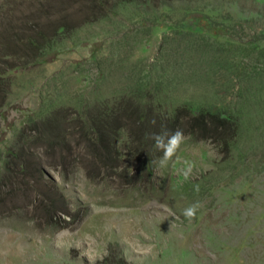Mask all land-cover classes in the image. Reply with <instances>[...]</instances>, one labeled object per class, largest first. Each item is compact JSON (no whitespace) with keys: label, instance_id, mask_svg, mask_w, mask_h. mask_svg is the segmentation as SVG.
<instances>
[{"label":"rangeland","instance_id":"1","mask_svg":"<svg viewBox=\"0 0 264 264\" xmlns=\"http://www.w3.org/2000/svg\"><path fill=\"white\" fill-rule=\"evenodd\" d=\"M61 1L0 0V169L19 130L50 111L69 114L76 147L75 112L111 95L134 100L127 91L157 83L160 113L187 103L238 115L240 127L227 145L184 135L152 175L136 169L127 126L112 174L82 149L66 166H49L67 158L65 149L40 157L41 176L33 158L31 184L6 202L13 214L0 215V264H264V0H104V17L77 25L91 2ZM195 15L197 26H182ZM63 18L76 26L48 44ZM34 25L44 37L36 46L25 39ZM56 190L69 220L87 213L70 230L39 208Z\"/></svg>","mask_w":264,"mask_h":264},{"label":"trees","instance_id":"2","mask_svg":"<svg viewBox=\"0 0 264 264\" xmlns=\"http://www.w3.org/2000/svg\"><path fill=\"white\" fill-rule=\"evenodd\" d=\"M73 1L82 2V0H62L61 2L71 4ZM103 1L89 0L92 5L91 3L88 5V8H90L89 13H87L88 16L82 21H77L76 25L104 17L107 11L100 7ZM132 1L136 0H118V3ZM200 18V15L184 17L182 26L195 27L198 25ZM67 21L63 18L57 22L54 27L58 28L50 33L47 39L48 44L53 39L67 32L66 30L69 29L66 27L76 26H69L70 23ZM38 27L34 25L27 28L29 33L25 39L26 42L33 46H36L37 37L44 38L43 32L37 31ZM21 28L24 29V27ZM14 64L11 63L10 66H14ZM158 86L157 83L152 92L149 87L143 90L140 89L137 92L127 91V96L132 95L131 97L134 100L129 98L123 101L124 98L121 97L126 96V94L111 95L112 97L110 98L94 101L82 114L75 112L76 117L75 119L71 117V120H74L75 125L78 127L76 133H78L79 140L76 147L70 143L71 133L67 131L69 114H66L63 109L52 110L44 117L32 121L30 126H23L17 133L16 144L8 148L2 159L0 169V215H12V210L14 211L15 209L11 206L10 209H4L6 202L13 200V197L16 196V191H25L27 186L31 184L27 170L30 168V161L33 158L38 159L40 162L39 158H42L45 154L53 156L56 154L57 156V150L62 151L65 149L67 158L63 156L60 161L55 162V164L51 163L49 166L54 168L59 165L66 166V163H68L67 159L70 157L73 163L78 161L77 155H73L77 148L84 150L86 156H91L90 162L92 164H98V168L109 172V174L114 173L122 164L118 141L120 139V131L125 126L128 127V135L133 138V142L137 143L133 146L134 150L131 149L130 151L137 157L136 169L145 175H152L158 159L162 156L161 152L153 148L154 142L147 138L149 133H160L162 128L167 129L169 132L180 129L184 135H190L196 140H222L224 145L229 144L237 135L240 127V117L233 113L225 112L223 114L222 112H214L215 110L211 111L205 107L192 111L187 103L178 104L169 112L165 110L160 113L158 110H163V108L157 102L159 97L154 95V90H157ZM115 105L117 108H114ZM113 109H117V112L115 113ZM153 121H155V124L152 123ZM24 142L28 143L26 147ZM43 164L40 162V176L48 168ZM85 172L90 179L94 178V176H99V171H95V174H93L90 170L85 169ZM54 193L57 196L55 202H53L54 198L52 200L48 199L44 203L39 204V208L48 218L47 221L50 224L59 226L64 223V227L70 230L81 222L87 213L81 214L77 219L69 220L70 217L68 219L67 211L55 206L57 202L65 205L64 196L57 190ZM66 219L69 221H66Z\"/></svg>","mask_w":264,"mask_h":264},{"label":"clouds","instance_id":"3","mask_svg":"<svg viewBox=\"0 0 264 264\" xmlns=\"http://www.w3.org/2000/svg\"><path fill=\"white\" fill-rule=\"evenodd\" d=\"M152 123L155 124V121ZM147 138L154 142L153 148L162 153V156L159 158V165L161 167H165L179 150L181 144L183 143L184 134L180 129H177L174 132H169L167 129L162 128L160 133L147 134ZM189 172L190 169L185 172V175L187 176ZM200 207V203L196 202L185 208L183 211L184 217L188 220L195 218Z\"/></svg>","mask_w":264,"mask_h":264}]
</instances>
